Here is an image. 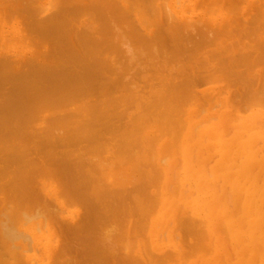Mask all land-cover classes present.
Listing matches in <instances>:
<instances>
[{"label":"bare ground","instance_id":"bare-ground-1","mask_svg":"<svg viewBox=\"0 0 264 264\" xmlns=\"http://www.w3.org/2000/svg\"><path fill=\"white\" fill-rule=\"evenodd\" d=\"M7 2L0 264H264V0Z\"/></svg>","mask_w":264,"mask_h":264},{"label":"rangeland","instance_id":"rangeland-1","mask_svg":"<svg viewBox=\"0 0 264 264\" xmlns=\"http://www.w3.org/2000/svg\"><path fill=\"white\" fill-rule=\"evenodd\" d=\"M2 1V2H1ZM6 1V2H5ZM0 0V14H3L4 15V26H5V28H8V27H20V28H22L23 29V32H24V37H25V39H27V40H24L26 43H28L29 45H32V47L35 49L34 51H36L37 50V48H35V46L34 45H40V43H41V46H45V49L47 50V52H50L51 50H52V45L49 43H42V42H40V39L38 38V36L35 34V33H32V32H29L28 31V28H29V26H30V22H31V17H29V15H28V13H26V11H25V6H26V3H29V2H27L26 1V3L24 4L25 6H23L22 4L21 5H19L20 6V8H19V6H18V8L19 9H16V5L15 6H12V3H8L7 2V0ZM28 1H31V0H28ZM165 1V0H164ZM159 2L160 3H163V0H159ZM227 2V1H226ZM2 3H4L3 5H2ZM7 4V5H6ZM264 4V3H263ZM4 5L5 6H7V7H5L4 8ZM10 5V6H9ZM2 8V9H1ZM9 8V9H8ZM10 8H14V9H12L13 11L11 12V10H10ZM19 12V13H18ZM92 12H94V11H92ZM14 13V14H13ZM20 14V15H19ZM22 14V15H21ZM93 13H90V15H89V17L88 18H90V20H88L87 22H90V21H93L92 22V27H94L95 29H97L98 27L99 28H101V29H97L98 30V32H99V30H100V32H99V37L101 36V38H102V36H104L105 37V35H103L102 34V30H103V26L101 25V24H103L104 23V21L106 20L105 19V17L104 18H102V17H100V16H102V15H100V16H97V15H93V16H91ZM250 15H251V17H250ZM250 15H247L249 18L248 19H252L253 18V15L252 14H250ZM19 16V17H18ZM18 17V18H17ZM96 17H98L99 19L100 18H102L101 20H98ZM8 18V19H7ZM95 20H94V19ZM24 19V20H23ZM28 21H27V20ZM103 19H105V20H103ZM81 22V21H80ZM79 22V23H80ZM95 22H97V23H95ZM100 22V23H99ZM95 25H94V24ZM94 25V26H93ZM25 30V31H24ZM32 33V34H31ZM34 35V36H33ZM98 35V34H97ZM37 36V37H36ZM97 37V36H96ZM104 37L102 38V39H104ZM31 39L32 40H34V41H31ZM164 42H165V44L159 49L158 48V50H160L159 52H158V55L160 56L161 54L160 53H162V51L164 52L165 51V55H164V57L166 58V59H168V61H170V59H171V61L173 60V58H174V60L172 61V68H173V66L174 65H176L177 64V60H176V58H179V59H181L180 60V62H181V64H185V62L187 63V62H190V63H195L199 58H201V56H203V54L209 49V47H210V44L209 43H207V42H200L199 44H197V45H193V43H189V42H187V41H181L182 39H178V40H180L179 42L182 44V46H180L181 44H178L179 42H177V44H178V46L180 47L179 49L181 50H179V52H178V55L180 56H178L177 57V54L175 53V48H174V46H175V43H172V41H170L169 39H168V37H164ZM35 41L37 42V44L35 43ZM169 42V43H168ZM39 43V44H38ZM169 44V46H168V44ZM190 44V45H188V44ZM172 45H174V46H172ZM191 45H193V46H191ZM206 45H208V46H206ZM167 46V47H166ZM203 47H205V48H203ZM163 48V49H162ZM166 50H165V49ZM169 48H172V49H169ZM193 48L195 49V50H193ZM201 48H203V49H201ZM174 49V50H173ZM49 50V51H48ZM150 50V49H149ZM157 50V51H158ZM173 50V51H172ZM202 50V51H201ZM188 51V52H187ZM195 51V53H193ZM204 51V52H203ZM28 52V51H27ZM146 52H147V50H146ZM183 53V56H182V53ZM196 52H197V54H196ZM200 52V53H199ZM107 53V55H109V57H111V58H113V56H114V66H116L117 67V65H119L120 64V66H119V68H120V70H122V67L121 66H123L124 64H123V62L125 63L126 62V60L125 59H123V62H122V60L120 59V57H118V56H116V54H114V53H112V52H110V50H109V54H108V51L106 52ZM186 53V54H185ZM189 53V54H188ZM191 53V54H190ZM202 53V54H201ZM113 54V55H112ZM169 56H168V55ZM193 54V55H192ZM28 55V53H26V56ZM30 55H32V54H29L27 57L28 58H30L29 56ZM146 55H149L148 53L146 54ZM174 55V57H172ZM176 55V56H175ZM187 55V56H186ZM24 57H25V55H23ZM162 56H163V54H162ZM168 58H167V57ZM26 57V58H27ZM118 59H117V58ZM172 57V58H171ZM191 57V58H190ZM186 58V59H185ZM198 58V59H197ZM190 59V60H189ZM197 59V60H196ZM184 60H186V61H184ZM189 60V61H188ZM121 61V62H120ZM174 61H175V63H174ZM116 62V63H115ZM119 62V63H118ZM182 62H184V63H182ZM261 62V61H260ZM122 63V64H121ZM117 64V65H116ZM174 64V65H173ZM177 67V66H176ZM175 66H174V68H176ZM259 67V68H258ZM255 70H260L259 72H262V73H260V76H261V78L264 80V62H261L257 67H255ZM140 77V76H139ZM139 79V78H138ZM135 80H137V79H135ZM137 82H139L138 80H137ZM141 82H139V85H141L140 84ZM242 85V86H241ZM241 86V87H240ZM5 87V88H4ZM221 87V86H220ZM243 87V84H239V86H236V88H234L233 87V91H235V89H236V91L237 90H239L240 89V91H242L241 89H246V90H244V91H248V86L246 87V88H242ZM204 89V88H203ZM2 90V91H1ZM229 90V89H228ZM0 97H2V96H4V94L3 93H5V94H9V92L11 91V87H9V86H2L1 88H0ZM230 92H232L231 90H229ZM235 91V92H236ZM244 91H242V92H244ZM8 92V93H7ZM2 93V94H1ZM242 102V101H241ZM114 132H116V130L114 131ZM113 132V133H114ZM112 132L111 133H106V134H104V137H103V139H102V143L100 142V146H101V144L103 145V144H105L107 141H111L112 140V138H114V136L115 135H117L116 133H114L113 134ZM108 137H107V136ZM107 139V141H105L104 142V140H106ZM110 139V140H109ZM107 146L109 145V144H106ZM103 147V146H102ZM106 146H104L103 147V149L105 148ZM106 148H108V147H106Z\"/></svg>","mask_w":264,"mask_h":264}]
</instances>
